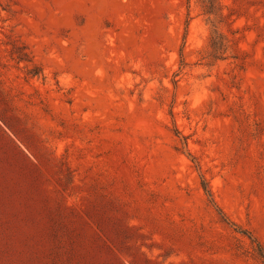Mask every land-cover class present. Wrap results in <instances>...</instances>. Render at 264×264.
<instances>
[{
  "label": "rangeland",
  "instance_id": "374dc122",
  "mask_svg": "<svg viewBox=\"0 0 264 264\" xmlns=\"http://www.w3.org/2000/svg\"><path fill=\"white\" fill-rule=\"evenodd\" d=\"M0 264H264V0H0Z\"/></svg>",
  "mask_w": 264,
  "mask_h": 264
}]
</instances>
